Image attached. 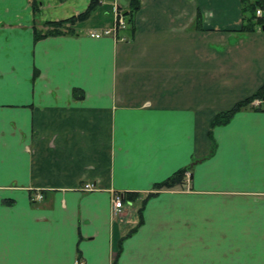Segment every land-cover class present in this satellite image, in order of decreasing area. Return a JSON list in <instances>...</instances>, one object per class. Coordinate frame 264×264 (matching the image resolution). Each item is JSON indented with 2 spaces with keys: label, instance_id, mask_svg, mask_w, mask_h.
<instances>
[{
  "label": "crops",
  "instance_id": "crops-1",
  "mask_svg": "<svg viewBox=\"0 0 264 264\" xmlns=\"http://www.w3.org/2000/svg\"><path fill=\"white\" fill-rule=\"evenodd\" d=\"M89 2L0 0V264H264V102L212 126L264 87V26L240 32L243 0H142L95 39L131 2L103 0L107 24L35 39Z\"/></svg>",
  "mask_w": 264,
  "mask_h": 264
},
{
  "label": "trees",
  "instance_id": "trees-1",
  "mask_svg": "<svg viewBox=\"0 0 264 264\" xmlns=\"http://www.w3.org/2000/svg\"><path fill=\"white\" fill-rule=\"evenodd\" d=\"M59 2H65L67 0H58ZM103 0H90L87 9L80 13L79 15L70 17L65 20L58 22L48 21L44 24L47 27L46 31H40L35 29V39L41 40L48 37H58L66 35H76V26L85 23L90 20L92 15L102 6ZM245 19L244 23L240 29V32L247 33L253 32L257 27L264 26V14L262 17H257L256 12L258 9L264 12V0H243ZM142 7V0H131L130 5L126 11H123L124 17L127 19L128 26L133 30L134 18L138 14ZM33 12L34 14H39L41 12V6L37 1L33 2ZM80 90H75L76 97L79 96ZM264 98V87L256 93L254 96L238 103L232 110L227 112H222L216 115L214 118L213 127L222 126L229 122L233 115L244 109H259L250 107L251 103L255 99L263 100ZM211 135V134H210ZM185 172L181 171L175 176L166 180L163 183L157 184L156 189L161 190L164 188H173L177 184H182L185 178ZM136 195L125 194L124 202L133 201Z\"/></svg>",
  "mask_w": 264,
  "mask_h": 264
},
{
  "label": "built area",
  "instance_id": "built-area-1",
  "mask_svg": "<svg viewBox=\"0 0 264 264\" xmlns=\"http://www.w3.org/2000/svg\"><path fill=\"white\" fill-rule=\"evenodd\" d=\"M257 17H262L263 16V12L262 10H258L256 12ZM115 24L113 25V27L109 28V29H105L96 33H92L91 37L95 38V39H100L103 37H112L114 39H117L119 32L121 31H125L128 27V23L126 21V18L124 17V15L120 12H116L115 13ZM262 101H254L251 103L250 107L252 108H258L261 105ZM186 176H189V174H187ZM92 185H85L84 189H90L92 190ZM123 195L121 194H114L113 197V215L115 217L120 218L122 216V211H123V207H124V200H123ZM43 199V195L38 194L37 195V200H41ZM78 264H84L83 261H78Z\"/></svg>",
  "mask_w": 264,
  "mask_h": 264
},
{
  "label": "rangeland",
  "instance_id": "rangeland-1",
  "mask_svg": "<svg viewBox=\"0 0 264 264\" xmlns=\"http://www.w3.org/2000/svg\"><path fill=\"white\" fill-rule=\"evenodd\" d=\"M68 1V0H67ZM66 2V1H65ZM61 3H63V2H61ZM108 3H110V1H108ZM32 8H33V3H32ZM127 10V9H126ZM125 10V11H126ZM120 10H118L117 11V9H116V11L115 12H119ZM124 11V10H123ZM122 11V12H123ZM122 12H120V13H122ZM124 14V13H123ZM79 15V14H78ZM74 16H76V15H74ZM71 17H73V16H71ZM106 16L104 15V12H103V10L102 9H98L93 15H92V17L90 18V22H89V24L90 25H105V24H107L108 22H109V20H108V22H107V19L105 18ZM70 18V17H69ZM68 19V18H67ZM65 20V19H64ZM61 21V20H60ZM54 22V21H53ZM55 22H58V21H55ZM88 22V21H87ZM76 29H78V26H76ZM47 30V27H45V26H43V28L42 29H40V31H46ZM78 32V31H77ZM91 34L92 33H90V36H91ZM254 101H262V100H259V99H255ZM253 101V102H254ZM87 185H90V184H87ZM85 186V185H84ZM94 190V187H92V190H90V189H84V187H82V191H85V192H90V191H93ZM43 199H41V200H39V201H42ZM125 217V214H124V212L122 213V216H121V218H120V220L121 219H123Z\"/></svg>",
  "mask_w": 264,
  "mask_h": 264
},
{
  "label": "water",
  "instance_id": "water-1",
  "mask_svg": "<svg viewBox=\"0 0 264 264\" xmlns=\"http://www.w3.org/2000/svg\"><path fill=\"white\" fill-rule=\"evenodd\" d=\"M263 31H264V27H263ZM263 102H264V98H263Z\"/></svg>",
  "mask_w": 264,
  "mask_h": 264
}]
</instances>
